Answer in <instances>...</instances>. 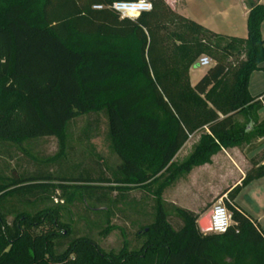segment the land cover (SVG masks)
I'll return each mask as SVG.
<instances>
[{
  "label": "trees",
  "instance_id": "16d2710c",
  "mask_svg": "<svg viewBox=\"0 0 264 264\" xmlns=\"http://www.w3.org/2000/svg\"><path fill=\"white\" fill-rule=\"evenodd\" d=\"M136 1L0 0V145L55 138L64 147L71 122L102 116L118 161L113 182L102 167L98 178L88 172L84 178H57V184L45 173L0 176V264H264V231L233 203L244 187L264 177V159L227 194L232 224L224 234L200 233L199 216L162 199L182 175L210 164L222 150L264 138L257 115L264 93L253 98L248 91L251 75L264 71V6L244 0L247 37L217 36L226 40L214 47L220 56L191 86L189 70L208 50L200 39L203 28L163 0H150L151 11L129 15L133 20L120 19L112 9ZM238 116L245 124L236 122ZM197 132L202 134L192 152L174 163ZM69 189L98 203L106 192L150 194L154 216L142 228L140 247L113 254L82 237L67 245L59 241L64 250L55 254L57 240L71 234L57 209L12 213L16 199L49 201L54 190L67 195ZM169 208L180 222L176 229Z\"/></svg>",
  "mask_w": 264,
  "mask_h": 264
},
{
  "label": "rangeland",
  "instance_id": "374dc122",
  "mask_svg": "<svg viewBox=\"0 0 264 264\" xmlns=\"http://www.w3.org/2000/svg\"><path fill=\"white\" fill-rule=\"evenodd\" d=\"M181 1L163 0L176 15L173 6L181 5ZM210 1H213L212 8L218 7L222 2L184 0L187 15H191L188 17L207 18ZM120 19L126 18L120 17ZM176 27L182 33L187 31L182 22H177ZM200 39L208 45L207 53L200 57L209 58L213 66L215 56H220L214 47H223L226 40L212 36L205 29L200 32ZM234 61L235 58L228 59L230 64H234ZM193 68L200 69L197 64ZM252 80L249 92L256 97L264 92V71L255 74ZM257 115L258 124L264 122V107ZM236 122L245 124V118L238 116ZM105 125L102 116L75 119L68 127L64 147H60L55 138L24 142L21 146L2 144L0 145V176L17 179L45 173V175L50 174L55 179L54 184H57V178H84L88 172L91 178H98L100 176L98 171L102 167L104 177L113 182L118 161L111 151ZM201 134L202 132H197L188 138L185 147L174 158V163L180 164L189 156ZM235 150L233 153H222L224 159L220 154L209 167L198 169L190 175H182L172 187L165 190L162 195L163 201H166L168 206H172L168 202L176 197L173 193L176 190H184L186 194H180L179 204L197 211L200 218L209 214L211 208L229 187L233 184L239 186L245 173L251 171L254 174L263 164L264 138ZM106 195L98 203L89 200V197L79 190L69 189L67 195H62L60 190H54L50 194L49 201L42 200L27 204L16 199L15 211L12 213L26 212L33 215L47 208L57 209L61 215V223L71 229V234L65 239L57 240L55 254H60L64 250L58 247L59 241H64L67 245L82 237L91 238L105 252L113 254H118L122 248L128 251L138 249L144 240L141 238L142 230L153 221V197L141 191H131L123 195L106 192ZM92 199L97 200L94 196ZM251 199H253V191L249 189L244 194V201L250 202ZM169 213V222L176 229L180 222L171 209ZM43 229L47 227L44 226Z\"/></svg>",
  "mask_w": 264,
  "mask_h": 264
},
{
  "label": "crops",
  "instance_id": "0c3cea01",
  "mask_svg": "<svg viewBox=\"0 0 264 264\" xmlns=\"http://www.w3.org/2000/svg\"><path fill=\"white\" fill-rule=\"evenodd\" d=\"M218 1L219 2L222 1V2L218 5V7L214 6L213 8L211 7L213 1L209 2L210 4L209 14L207 18H204V17H199V18L194 17V19H192V17L189 18L188 16H191V15H187L186 8L184 6V0L181 1L182 2L181 5L175 4L173 8L175 12L177 13V15L201 26L203 29L207 30L211 34H214L216 36H221L225 39H245L247 37L246 20H247L248 9L245 6L244 0H224V1L218 0ZM260 4L264 6V0H260ZM260 32H261L262 38L264 39V21L261 24ZM261 68H264V63L261 65ZM208 69L209 68L194 69L192 67L189 70V81H190L191 86H194L205 75ZM257 73H260V72H254L251 75L250 80H249V85H248V91L250 90L251 82L253 81L252 79ZM262 93H260L259 95H261ZM250 96L253 97L251 94ZM185 145L181 148V150L185 147ZM235 149L237 148L222 150L223 152L222 151L219 152L217 155H215L211 159V163L217 156H220V154L222 156V153H225V154H228V152L233 153L234 151H236ZM222 159H224L223 156H222ZM209 166L210 164L205 165L203 167L195 168L187 175L194 173V171L198 169H204ZM238 185L240 186V184ZM235 187L236 186L233 184V186L229 187L222 196L226 195L227 197V194ZM249 189L253 191V199H251L250 202H245L244 194ZM173 194H175L176 197H174V199L168 203H170L173 207H177L180 209L190 211L194 213L195 215L199 216V213L197 211L188 209L187 207H185V205L181 203L179 204L180 194H186L184 190H176ZM175 195H172V196H175ZM165 203L167 202L165 201ZM233 203L237 206L239 210H241L242 212L247 214L250 218H252L254 221H256L259 224L260 228L264 231V177L258 180L252 181L246 187H244L240 191V193L236 196ZM200 219L201 218L199 216V220Z\"/></svg>",
  "mask_w": 264,
  "mask_h": 264
},
{
  "label": "built area",
  "instance_id": "2783aa9c",
  "mask_svg": "<svg viewBox=\"0 0 264 264\" xmlns=\"http://www.w3.org/2000/svg\"><path fill=\"white\" fill-rule=\"evenodd\" d=\"M95 10H101V7H93ZM112 9L119 14L121 18L133 19L129 17L132 14H141L150 12L152 7L149 1L139 0L136 2H118L112 5ZM136 19V17H135ZM199 68H210L212 61L202 56L197 62ZM227 201L226 195L219 198L218 202L210 210V233L213 235L224 234L232 224L231 215L225 207Z\"/></svg>",
  "mask_w": 264,
  "mask_h": 264
},
{
  "label": "water",
  "instance_id": "95a60500",
  "mask_svg": "<svg viewBox=\"0 0 264 264\" xmlns=\"http://www.w3.org/2000/svg\"><path fill=\"white\" fill-rule=\"evenodd\" d=\"M209 214L203 216L197 223L198 229L201 233L203 234H208L210 233V219H209Z\"/></svg>",
  "mask_w": 264,
  "mask_h": 264
}]
</instances>
